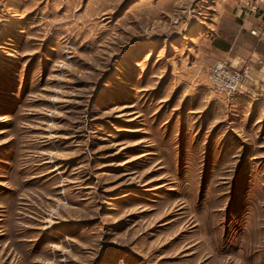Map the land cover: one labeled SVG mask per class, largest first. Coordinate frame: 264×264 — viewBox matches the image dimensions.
Segmentation results:
<instances>
[{"label":"rangeland","instance_id":"374dc122","mask_svg":"<svg viewBox=\"0 0 264 264\" xmlns=\"http://www.w3.org/2000/svg\"><path fill=\"white\" fill-rule=\"evenodd\" d=\"M234 1L0 0V264H264Z\"/></svg>","mask_w":264,"mask_h":264},{"label":"crops","instance_id":"0c3cea01","mask_svg":"<svg viewBox=\"0 0 264 264\" xmlns=\"http://www.w3.org/2000/svg\"><path fill=\"white\" fill-rule=\"evenodd\" d=\"M231 11L227 12L238 23V29L233 35L232 42L217 46L219 58L227 59L238 69L247 67L249 74L242 82L239 97L245 103H252L254 113L260 117L264 115V35L254 37L249 31L261 24L264 13V0L258 13H250L245 8L236 7L234 3ZM235 98V97H234ZM238 98V97H237ZM262 115V116H263Z\"/></svg>","mask_w":264,"mask_h":264},{"label":"built area","instance_id":"2783aa9c","mask_svg":"<svg viewBox=\"0 0 264 264\" xmlns=\"http://www.w3.org/2000/svg\"><path fill=\"white\" fill-rule=\"evenodd\" d=\"M262 0H238L234 1L236 7L245 8L250 13H258L261 9ZM261 24L249 31L254 37L264 35V13H262ZM249 69L243 67L238 69L227 59H219L207 70L206 80L209 87L218 94L226 97H237L242 88V82L247 78Z\"/></svg>","mask_w":264,"mask_h":264}]
</instances>
